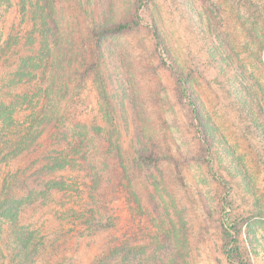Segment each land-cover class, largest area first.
<instances>
[{
  "label": "rangeland",
  "instance_id": "rangeland-1",
  "mask_svg": "<svg viewBox=\"0 0 264 264\" xmlns=\"http://www.w3.org/2000/svg\"><path fill=\"white\" fill-rule=\"evenodd\" d=\"M19 6L0 0V79L39 50L40 31L26 36L42 15L78 58L89 31L129 27L99 39L115 130L92 75L69 115L104 158L90 170L101 190L91 195L84 174L73 181L83 219L62 220L37 198L14 226L0 220V264H96L120 247L108 264H264V0H27L23 22ZM90 210L108 229L85 232Z\"/></svg>",
  "mask_w": 264,
  "mask_h": 264
},
{
  "label": "trees",
  "instance_id": "trees-1",
  "mask_svg": "<svg viewBox=\"0 0 264 264\" xmlns=\"http://www.w3.org/2000/svg\"><path fill=\"white\" fill-rule=\"evenodd\" d=\"M21 4L18 12L21 15L20 22H23L27 14V0H21ZM53 11H50L51 14L55 13ZM41 13L45 14L43 10ZM57 27L53 17L48 19L42 15L39 29L26 36L27 42L31 44L35 34L40 31L42 39L39 50L31 52L30 49L29 54L26 53L13 63L14 68L9 75L0 79L3 84L0 88V220L13 226L20 213L34 206L37 198L42 202L41 206L51 209L56 202L54 205L59 208L60 212L57 210V213H60L62 220L68 217L83 219L85 214L76 216L74 195H71L82 194L83 182H73L79 174H84L81 177L85 181L91 180V195H97L101 190V182L98 181L100 175L91 174L90 170L95 163L100 165L104 158L89 151L88 144L93 139L87 127L74 122V117H69L75 107L73 96L83 89L84 82L91 75L97 83L100 99L98 110L110 130H115L103 74L99 69L98 49L101 48L100 40L105 31L120 33L129 25L103 26L98 28L100 30L95 36V30L89 31L91 38L85 42V51L80 58L74 57L69 39L52 40ZM5 79H9L6 86ZM96 129L92 130L93 133L98 131ZM137 154L141 161L153 159L151 154ZM84 163L91 165V175H88ZM67 173H74V176ZM56 196H59V202L55 200ZM69 198L71 205L67 208ZM100 208L105 209L102 206ZM99 215V210L97 213L90 210L89 218L83 223L89 236L108 229V224L97 219ZM27 242L23 243L29 245ZM38 246L40 244L37 243L33 248L30 246L31 250L23 246L24 259L32 261ZM122 250V247L115 248L96 264H108L109 260L120 256ZM232 251L229 249L228 255Z\"/></svg>",
  "mask_w": 264,
  "mask_h": 264
}]
</instances>
